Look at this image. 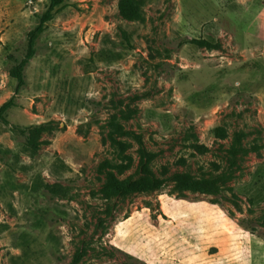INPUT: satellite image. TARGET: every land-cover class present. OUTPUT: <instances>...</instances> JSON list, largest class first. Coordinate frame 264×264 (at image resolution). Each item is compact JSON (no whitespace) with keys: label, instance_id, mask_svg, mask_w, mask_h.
<instances>
[{"label":"rangeland","instance_id":"374dc122","mask_svg":"<svg viewBox=\"0 0 264 264\" xmlns=\"http://www.w3.org/2000/svg\"><path fill=\"white\" fill-rule=\"evenodd\" d=\"M49 1L0 0V105L15 98L0 123V264H264V202L247 199L264 185V0H139L142 21L119 0H65L14 95L9 57ZM38 125L32 153L20 131ZM177 173L222 193L178 195ZM109 175L164 184L106 199Z\"/></svg>","mask_w":264,"mask_h":264},{"label":"trees","instance_id":"16d2710c","mask_svg":"<svg viewBox=\"0 0 264 264\" xmlns=\"http://www.w3.org/2000/svg\"><path fill=\"white\" fill-rule=\"evenodd\" d=\"M65 0H50L47 9L43 14L36 16V26L28 34L27 45L24 57L21 60H17L15 57H9V61L12 62V67L10 68V76L15 80L16 86L14 89V95L19 94V92L25 87V69L29 62L33 59L35 55L36 43L45 30V26L49 23L58 8L64 3ZM119 14L128 20H143L142 2L139 0H119L118 3ZM123 41L127 46H130V41L128 35L122 33ZM187 45L194 46L196 48H215L216 45L205 39H191L186 41ZM15 107V98L12 97L2 105H0V123L7 125L6 120L7 113ZM45 131V125L31 126L20 131V134L24 138L25 146L32 152L35 153L38 149V144L36 137ZM169 182L173 184V190L178 193V195L184 192L202 193L206 195L219 196L223 190V182L219 179H193L187 174H174L169 179ZM164 181H158L151 175H144L143 177L133 180L131 178H126L122 181L118 180L114 175H109L107 182L102 186L100 194L106 198L110 199L119 195H129L134 193L158 191L162 189ZM49 194L58 195L59 193H67L66 190L56 189L54 187L46 186L45 189ZM254 192L249 196L248 202L250 207L257 206L264 202V185L261 178L258 179L257 185L254 188ZM72 264V263H71ZM126 264H138L136 261L128 262Z\"/></svg>","mask_w":264,"mask_h":264}]
</instances>
